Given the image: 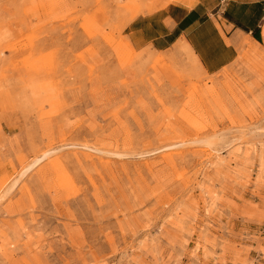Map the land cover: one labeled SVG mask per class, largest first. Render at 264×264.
Instances as JSON below:
<instances>
[{
  "label": "rangeland",
  "instance_id": "374dc122",
  "mask_svg": "<svg viewBox=\"0 0 264 264\" xmlns=\"http://www.w3.org/2000/svg\"><path fill=\"white\" fill-rule=\"evenodd\" d=\"M185 1L0 0V264H264V51L123 33Z\"/></svg>",
  "mask_w": 264,
  "mask_h": 264
},
{
  "label": "crops",
  "instance_id": "0c3cea01",
  "mask_svg": "<svg viewBox=\"0 0 264 264\" xmlns=\"http://www.w3.org/2000/svg\"><path fill=\"white\" fill-rule=\"evenodd\" d=\"M123 33L135 51L164 52L183 42L213 75L236 60L245 40L264 51V0L170 3L138 15Z\"/></svg>",
  "mask_w": 264,
  "mask_h": 264
}]
</instances>
